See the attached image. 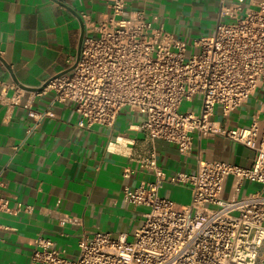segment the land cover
Returning <instances> with one entry per match:
<instances>
[{
    "label": "built area",
    "instance_id": "obj_1",
    "mask_svg": "<svg viewBox=\"0 0 264 264\" xmlns=\"http://www.w3.org/2000/svg\"><path fill=\"white\" fill-rule=\"evenodd\" d=\"M244 2L223 4L215 30L191 43L167 31L144 8L126 16L127 0H112L111 15L98 23L82 14L79 59L37 91L53 92V102H72L81 127L114 126L123 109L141 114L131 128L142 133L144 149L128 156L140 169L152 171L154 179L123 189L126 201L147 208L132 241L126 233H84L79 254L68 257L39 235L29 264H264V127L259 136L264 108L246 127H222L212 119L217 107L229 116L264 84V0L256 9H244ZM196 100L201 101L199 113L181 109ZM0 103L27 108L34 121L28 132L51 115L34 108L33 96L22 101L21 89L3 79ZM196 134L200 139L221 135L252 149V166L199 154L194 172L167 176L157 142L175 143L191 156ZM127 147L123 136L108 143V149L122 152ZM166 181L189 185L191 201L182 205L161 195ZM246 181L261 188L243 194ZM19 209L21 204L13 208L0 193V212Z\"/></svg>",
    "mask_w": 264,
    "mask_h": 264
},
{
    "label": "crops",
    "instance_id": "obj_2",
    "mask_svg": "<svg viewBox=\"0 0 264 264\" xmlns=\"http://www.w3.org/2000/svg\"><path fill=\"white\" fill-rule=\"evenodd\" d=\"M111 1L0 0V56L5 61L0 59V79L19 87L22 101L33 96L37 111H51L28 132L34 121L27 108L0 103V193L13 208L21 204L13 213L0 212V264H29L39 235L50 239L64 255L76 257L82 234L103 231L117 237L126 233L132 241L144 222L147 208L123 198L125 186L154 179L152 171L140 169L128 156L144 149L142 133L131 128L143 116L123 109L114 126L81 127L72 102H53V92L31 89L70 67L79 52L82 14L98 23L111 15ZM234 1L127 0L125 15L144 8L149 16L157 15L167 31L191 43L211 34L221 18L222 5ZM261 1L245 0L243 8L256 9ZM14 92L9 90V95ZM263 108L264 84L229 116L217 107L212 119L222 127H246ZM263 127L260 120L259 136ZM117 136L127 141L124 152L108 149ZM157 149L167 176L194 172L199 154L246 167L255 159V151L221 135L200 139L196 134L191 156L165 140L157 142ZM230 184L231 179L227 189ZM259 188V183L246 181L242 193ZM160 193L182 205L191 201L189 185L166 181ZM27 206L32 209L28 211ZM65 217L72 220H63Z\"/></svg>",
    "mask_w": 264,
    "mask_h": 264
},
{
    "label": "water",
    "instance_id": "obj_3",
    "mask_svg": "<svg viewBox=\"0 0 264 264\" xmlns=\"http://www.w3.org/2000/svg\"><path fill=\"white\" fill-rule=\"evenodd\" d=\"M70 10H71L74 14H76L78 17H81V16L79 15V13H78L77 11H75L74 9H72L71 7H70ZM81 20H82V19H81ZM84 31H85V28H84V23H83V20H82V32H81V38H80V44H79V52H78L77 60H78L79 57H80V52H81V46H82V41H83ZM0 59H1L2 61H4V59H3L1 56H0ZM4 62H5V61H4ZM73 66H74V65H73ZM73 66L69 67L67 70L63 71L62 73H59V74L56 75V76H59V75H62V74H64V73L69 72V71L73 68ZM12 75H13L14 80H15V81H18V80L16 79L15 75L13 74V72H12ZM56 76H55V77H56ZM53 78H54V77H53ZM48 81H49V80H48ZM48 81H47L46 83H44V85H42L41 87H38V88H31V89H32V90H41L42 88L45 87V85L48 83Z\"/></svg>",
    "mask_w": 264,
    "mask_h": 264
},
{
    "label": "rangeland",
    "instance_id": "obj_4",
    "mask_svg": "<svg viewBox=\"0 0 264 264\" xmlns=\"http://www.w3.org/2000/svg\"><path fill=\"white\" fill-rule=\"evenodd\" d=\"M191 103L190 102H185L182 106V110L185 109V108H189V106H191L192 108H195V111L196 113H199L200 112V109H201V101L200 100H196L193 104L194 105H190ZM228 190V189H227ZM257 190V189H256ZM209 206L211 207H215V205L213 204H209Z\"/></svg>",
    "mask_w": 264,
    "mask_h": 264
}]
</instances>
